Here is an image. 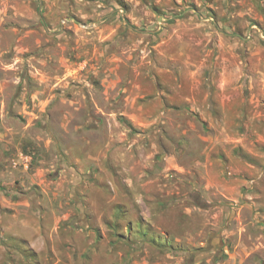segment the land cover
Returning a JSON list of instances; mask_svg holds the SVG:
<instances>
[{"label": "rangeland", "instance_id": "1", "mask_svg": "<svg viewBox=\"0 0 264 264\" xmlns=\"http://www.w3.org/2000/svg\"><path fill=\"white\" fill-rule=\"evenodd\" d=\"M0 264H264V0H0Z\"/></svg>", "mask_w": 264, "mask_h": 264}]
</instances>
